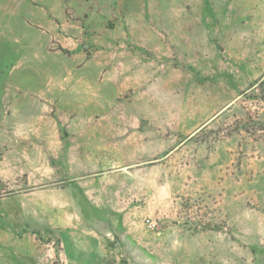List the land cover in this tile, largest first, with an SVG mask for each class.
Segmentation results:
<instances>
[{
    "label": "rangeland",
    "instance_id": "obj_1",
    "mask_svg": "<svg viewBox=\"0 0 264 264\" xmlns=\"http://www.w3.org/2000/svg\"><path fill=\"white\" fill-rule=\"evenodd\" d=\"M0 264H264V0H0Z\"/></svg>",
    "mask_w": 264,
    "mask_h": 264
}]
</instances>
